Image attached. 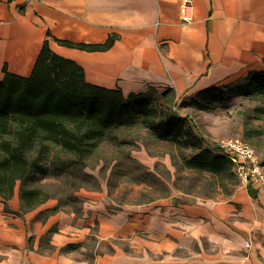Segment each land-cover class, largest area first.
I'll return each mask as SVG.
<instances>
[{
	"label": "crops",
	"instance_id": "0c3cea01",
	"mask_svg": "<svg viewBox=\"0 0 264 264\" xmlns=\"http://www.w3.org/2000/svg\"><path fill=\"white\" fill-rule=\"evenodd\" d=\"M110 38L104 52L61 44ZM46 40L90 84L126 98L172 89L183 101L264 74V0H0V80L5 70L30 77ZM249 187L118 209L86 191L79 212L48 201L24 214L17 189L10 201L0 195V264H264V192Z\"/></svg>",
	"mask_w": 264,
	"mask_h": 264
},
{
	"label": "trees",
	"instance_id": "16d2710c",
	"mask_svg": "<svg viewBox=\"0 0 264 264\" xmlns=\"http://www.w3.org/2000/svg\"><path fill=\"white\" fill-rule=\"evenodd\" d=\"M113 43V38L102 45L61 41L69 48L87 52L107 51ZM148 93L126 98L119 90L88 83L83 68L54 54L46 40L30 77L5 70L0 80L1 197L10 201L18 189L21 200L18 213L24 214L55 199L45 184V180L53 177L60 179L59 183L64 186L56 190L67 188L73 192L71 202L81 203L76 192L97 190L98 185L97 182L92 185L88 179L93 177L83 173L88 160L108 140L114 141L121 152H128L125 146L130 142L117 138L113 132L134 127L138 122L154 141L174 147L170 153L174 178L169 170L168 174L158 169L151 172L130 155L127 163L120 162L117 168L113 167V172L121 170L118 176L128 179L136 164L139 171L145 172L141 184L145 183L147 190L153 189L151 183L160 187L166 194L161 198L171 196V189L204 199L232 197L240 181L230 158L218 146L207 143L193 120L182 116L175 107L163 109L161 105V111L149 107ZM168 93L170 98H177L172 89L164 91L165 96ZM231 95L264 100V74L254 72L230 85L213 87L187 99L198 110L209 111L218 104H227ZM184 173L193 176L194 188L182 189L180 184L185 182L184 178L189 179L187 175L182 176ZM147 178L151 181L149 184L145 182ZM155 200L152 197L142 204ZM60 207L59 201L53 212ZM66 249L74 250L77 246L69 245Z\"/></svg>",
	"mask_w": 264,
	"mask_h": 264
},
{
	"label": "rangeland",
	"instance_id": "374dc122",
	"mask_svg": "<svg viewBox=\"0 0 264 264\" xmlns=\"http://www.w3.org/2000/svg\"><path fill=\"white\" fill-rule=\"evenodd\" d=\"M164 91L166 90L151 89L148 93L150 99L149 107H155L160 111L162 110L161 105H163V109L174 110L175 107L182 116L191 118L198 131L210 141H221L234 137L242 138L255 148L260 163L264 164V100L231 95L227 104H218L209 111H200L191 103V99L181 101L175 98L174 100L170 98V93L165 96ZM113 133L117 138L127 139L130 142V144L125 146L128 152H121L119 150L120 147L112 140L105 141L100 150L95 152L88 160V166L83 171V173H88L93 177V179H88L92 185H95L96 182L98 183L96 186L97 190H92L91 188L81 189L76 192L78 199L80 197L83 198L81 193L86 191L95 192L99 195L104 194L112 208L118 209L117 206L123 205L139 206L152 199V197L154 199L161 198L165 191L160 190V187L157 188L151 183L153 189L147 190L145 183L141 184L143 182L142 179L145 178L143 175L145 172L139 171L136 164H133L134 170L128 179L118 176L121 170L117 169L113 172V167L117 168L116 165L120 162L127 163L130 155L138 163L149 168L151 172H155L158 169L162 174H168L166 172L169 170L174 178L175 168L171 165L170 158V153L174 151V147L154 141L150 133L142 128L140 122L134 127L119 129ZM186 175L189 179L184 178L185 182L180 184L182 189H188L195 185L191 180L193 176H189L186 173L182 174L184 177ZM179 176L181 174L178 173ZM164 177H167V175H164ZM45 181L46 186H49L55 196V199L50 200V204L56 205L60 201V210L65 212L72 210L79 212L81 210V203L75 204L71 202L73 192L67 188L56 190L58 187H64L59 183L61 182L60 179L51 177ZM145 182L149 184L151 181L147 178ZM53 185L58 186L52 187ZM174 191L176 190L171 189V194ZM59 196L60 200H58ZM219 198H222V196H219ZM116 243L123 248L128 246L127 242L124 241L119 240ZM108 244L109 241H105L102 252L108 250ZM86 245L87 247L83 254L90 253V257H92L94 242L91 240L87 241ZM74 252L78 257L82 250Z\"/></svg>",
	"mask_w": 264,
	"mask_h": 264
},
{
	"label": "built area",
	"instance_id": "2783aa9c",
	"mask_svg": "<svg viewBox=\"0 0 264 264\" xmlns=\"http://www.w3.org/2000/svg\"><path fill=\"white\" fill-rule=\"evenodd\" d=\"M204 138L210 145L218 146L230 158L237 178L243 186H253L264 192V165L260 163L256 150L251 144L239 137L221 141ZM247 246H249L248 242Z\"/></svg>",
	"mask_w": 264,
	"mask_h": 264
}]
</instances>
